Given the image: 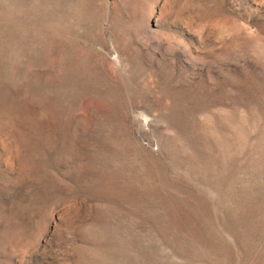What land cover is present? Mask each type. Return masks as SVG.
Wrapping results in <instances>:
<instances>
[{
  "label": "rangeland",
  "instance_id": "rangeland-1",
  "mask_svg": "<svg viewBox=\"0 0 264 264\" xmlns=\"http://www.w3.org/2000/svg\"><path fill=\"white\" fill-rule=\"evenodd\" d=\"M0 264H264V0H0Z\"/></svg>",
  "mask_w": 264,
  "mask_h": 264
}]
</instances>
